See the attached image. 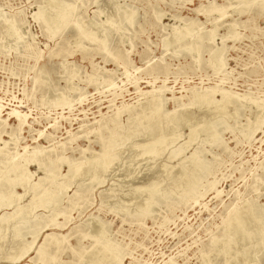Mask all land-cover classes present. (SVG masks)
Masks as SVG:
<instances>
[{"label": "rangeland", "instance_id": "obj_1", "mask_svg": "<svg viewBox=\"0 0 264 264\" xmlns=\"http://www.w3.org/2000/svg\"><path fill=\"white\" fill-rule=\"evenodd\" d=\"M260 2L245 11L244 0H0V174L12 178L10 166L17 163L31 175L30 184L47 176V184L68 185L59 202L49 200L32 212L17 238L14 226L33 195L14 188L24 196L12 204L20 207L17 215L3 220L14 207L0 209V264H95L97 242L117 251L116 261L101 264H264ZM62 5L74 10L73 25L52 32L51 16ZM211 8L216 11L206 12ZM40 11L51 17L49 24L37 19ZM104 30L110 31L108 49L99 51ZM186 30L201 34L199 52L192 41L174 45V33ZM82 32L94 40L82 39ZM210 89L217 93L209 105L193 101L194 94ZM221 92L232 100L222 113L216 108ZM148 93H159L165 115L176 114L163 126L168 142L162 155L140 148L159 133V118L143 123ZM190 128L198 133L189 142ZM112 134L117 156L102 173L98 156ZM33 152L42 165L24 162ZM194 155L199 165L193 192L182 198L179 184ZM68 165L80 167L75 177ZM0 185L7 193L5 179ZM149 185L161 197L144 216L139 211ZM247 204L262 221L261 238L238 236L226 255L225 223ZM57 211V226L44 227ZM246 229H255L252 219ZM27 245L21 260L5 259Z\"/></svg>", "mask_w": 264, "mask_h": 264}, {"label": "bare ground", "instance_id": "obj_2", "mask_svg": "<svg viewBox=\"0 0 264 264\" xmlns=\"http://www.w3.org/2000/svg\"><path fill=\"white\" fill-rule=\"evenodd\" d=\"M260 1H261L260 2L261 3L260 5H264V0H260ZM256 2L257 1H255V3ZM51 3L52 2H50L49 4H51ZM244 3L246 4V7H247L245 9V11L251 10V5L254 4V0H244ZM52 5H50V6H52ZM242 10L244 11V9H242ZM213 11H216V9L215 8H211V10L206 11V12L211 13ZM73 12H74V10L72 8H68L66 5H62L58 9V11L56 12L55 16L54 15H53L54 17L51 16L52 19L50 17L51 20L49 19L48 16L46 17V15L42 11H40L39 13H37L36 14V17H37V19L39 21L41 20L44 23L45 22L48 23L49 20H50L51 25H52L51 27H53L52 32H54V31H59V30H65L70 24H72L71 22H72V14H73ZM223 16H224V13L222 11H220L219 12V17H223ZM127 21H128V23H132L133 22V17L130 15L128 17ZM48 27H49V25H48ZM214 30L216 31V29H214ZM229 31L227 33H229ZM109 36H110V31L104 30V34L101 36L102 37L101 42L98 44V47H97L99 51H106L108 49ZM81 38L82 39H85V40H91V41L94 40L93 35L90 34V33H86V32H82ZM167 41H170V40H167ZM167 41H166V43H167ZM189 41H192L191 45L193 46V48H192L193 50H195L196 52H199L201 50L203 44H202V41H201V34H199L198 32L195 33V34H192V33H190L189 31L186 30V31H180V32H175L174 33V45H177V47L178 46L179 47L180 46L185 47L186 45H188V42ZM164 42H165V40H164ZM171 42H169V43H171ZM163 45H165V43ZM168 46L169 45H167L166 47L168 48ZM166 47H164V48H166ZM186 48H188V47H186ZM77 49H78V47H77ZM221 67H222V62L219 61V60H217L216 61V64H215V68L217 70H220ZM151 70H152V72H154V71H156V68L151 69ZM160 90H161V88L158 89V92H160ZM216 93H217V91L214 90V89L208 90V92L205 93V94H197L196 93V94L193 95V101H195V102H197L198 104H201V105H203V104H208L209 105L212 102L213 96ZM148 94H151L150 95V99L149 98L147 99L150 107L149 106H146L143 109L142 113H143V117L145 118V120H144V122L143 121L142 122L144 123L145 126H149L150 123H151V121H153L156 118H159V120H154L155 121V127L156 128H159V133L157 135L150 134L149 137H152V139L150 138L151 139L150 142L146 143L145 145L140 146V148L143 149V154H151L153 156H156V155H159L160 150L162 149V147L167 146V142H168L167 141L168 138L166 140V137L163 134L165 132L163 130L164 129L163 126H164V124H167V123L168 124L173 123L172 122V117L174 115H176V114L174 112V113H172L170 115H168V114L165 115L162 112L163 111V101H162V98L160 97L159 93H154V94H156L154 96L152 95V93H148ZM230 102H232L230 96H228L227 94L221 92V100L219 101V105H217L216 108H218L220 110V113H222L224 111L225 107L227 106V104H229ZM59 103L61 104L62 102H59ZM146 110H149V111L146 112ZM214 110H215V108H214ZM141 126H140V129H142ZM205 126L207 127L208 125H205ZM209 127L210 126H208L207 129ZM212 127H217V124H213ZM191 130L192 131L189 133L190 134V136H189V142L191 140H193L195 134L198 133L197 130H193V129H191ZM151 131L152 130L150 129V132ZM171 131H173V130H171ZM206 131H208V130H206ZM139 132H141V131H139ZM117 142L118 141H117L116 135L112 134L111 137L108 139L107 144L105 145V147H101L102 148V151H101V154L98 156L99 160H98V163L96 165H97V168H100L99 170H101L102 173H104L105 170L107 169V167L109 165H111V162L114 160V156H117V154L115 155V152H114V151H116L115 148L118 146L117 145ZM138 150H140V149H138ZM161 153H160V155H162ZM38 154H39L38 152H33V156L30 157V158H24V162H26L27 164L35 163L38 166L39 165H42L43 162L40 160V158H38ZM0 156H1V154H0ZM3 156L4 155H2L1 157H3ZM1 157H0V160H1ZM63 162H64V160L63 159H60V163H63ZM191 162H192L191 163L192 164L191 167L188 168L184 172V175L181 178V182L179 184V187L182 190V193H181V197L182 198H185L186 196L191 195L192 192H193V185H194L193 184V176H194V174L196 172L197 166L199 165L198 164V160L196 159L195 155L191 159ZM53 163H54L53 161H49V165L52 166ZM79 168L80 167L78 165H68V173L74 174L73 177H75L76 174L78 173ZM97 168H96V170H97ZM88 169H85V170H88ZM45 171L48 172V170H45ZM98 171H96V172H98ZM10 172L13 175L12 178L5 177V175L3 173L0 174V180L5 179L6 184H7L6 185L7 186V188H6L7 189V193H3L1 191V189H3V187H1V185H0V209L5 208V207L12 206V204L16 203L18 200H20L24 196V194L23 195H16L17 193L16 192H13L14 191V188L17 187V186L23 187L24 189H22V190H24L27 193L30 190L32 192V195H33V200H31L30 204L25 207L26 208L25 209V212L24 213L22 212L23 214H21V216L19 217V220L20 221L18 220L16 222V225L14 226V229H13L14 237L17 238V237H19V235H21V231L22 230H26L29 227V224L31 223L29 216L32 214V212L36 208L45 207L46 202L49 201V200H52L53 199L54 202H59L61 200L62 191L64 189H66L68 187V185L64 186V185H61V184H54V182L52 183V181H51L50 184H47V182H48V177L47 176H45L42 179H39L38 183H36V184H30L29 180H30V176L31 175L28 173V171L23 166H19L17 163H14L13 165L10 166ZM93 180H96V179L93 178ZM48 185H49V187H48ZM145 189H146V192H147L149 198L146 201L145 206L139 211V214L144 215V216H148L149 215L150 206L155 201H158V199L161 197L160 196L161 195V192H160L159 188L156 187L155 185H149V187L148 188H145ZM12 207H14L13 208L14 210H13L12 214L10 213L9 216L4 215L2 217L3 220H6L9 217H13L14 215H17L18 213H20V211H19V208L20 207L19 206H16V207L15 206H12ZM60 214H62V213L61 212H58V211L57 212H53L51 214L50 218L45 222L44 227L57 226V224H55V219ZM32 219H34V218H32ZM251 219H252V221L254 223V228L255 229H253L252 231H248L246 229V225H247V223H248L249 220L251 221ZM262 225L263 224H262V221H260V219L258 217L257 210H255L254 207L251 204H247L245 206V209H243V210H240V211L234 210L233 213L231 214V216L229 217V219L226 221L225 226H224V237L226 238V240L223 242V247H226L225 248V251L227 252L226 255L230 254V250L233 249L232 247L235 245V241L237 240L236 237H238V236H239L238 238H240L241 240H248L249 242L251 240H253V239H256V240L257 239H260L261 236H260V233L259 232L261 230ZM231 234H234L235 238L232 237ZM101 235H102V233H101ZM31 236H32L33 240H35L36 237H35V233L34 232L33 233L31 232ZM1 238H2V234L0 233V241H1ZM99 238H100V236H99ZM22 242H24L23 239H22ZM7 243H9V241H7ZM7 243H6V245H7ZM97 243L101 244V246H100V250H99V253H100L99 255L100 256H96L97 259L95 261L96 262L95 264H101L104 260H107V261L108 260L109 261L110 260H112V261H116L117 260V251L112 250L111 249V246L108 243H106V242H97ZM30 248H31V245L24 246L21 249V251L16 255V257H14V256L13 257H6L5 255H3V256H5V259H7L8 261H10L11 263H14V262H17V261L21 260V258H23L28 253V251L30 250ZM238 249H240V248H238ZM246 250H247V248H246ZM41 251H42L41 248H39V250H38V254L39 255H40ZM235 253H238V252H235ZM93 254H95V253H93ZM255 254H256V252H255ZM235 255H237V254H235ZM242 255H244V254H242ZM94 259H95V257H94ZM92 264H94V263H92Z\"/></svg>", "mask_w": 264, "mask_h": 264}]
</instances>
